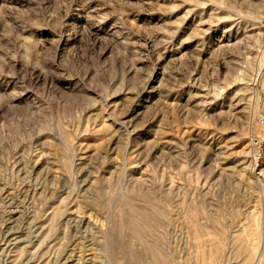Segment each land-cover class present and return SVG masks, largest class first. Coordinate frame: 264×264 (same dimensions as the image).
<instances>
[{"label": "rangeland", "instance_id": "obj_1", "mask_svg": "<svg viewBox=\"0 0 264 264\" xmlns=\"http://www.w3.org/2000/svg\"><path fill=\"white\" fill-rule=\"evenodd\" d=\"M255 263L264 0H0V264Z\"/></svg>", "mask_w": 264, "mask_h": 264}, {"label": "bare ground", "instance_id": "obj_2", "mask_svg": "<svg viewBox=\"0 0 264 264\" xmlns=\"http://www.w3.org/2000/svg\"><path fill=\"white\" fill-rule=\"evenodd\" d=\"M249 243V242H248ZM247 243V244H248ZM259 249V247H257V250L255 251V253H254V257L256 258V263L258 262V259H259V257H260V251L258 250ZM255 263V264H256Z\"/></svg>", "mask_w": 264, "mask_h": 264}]
</instances>
